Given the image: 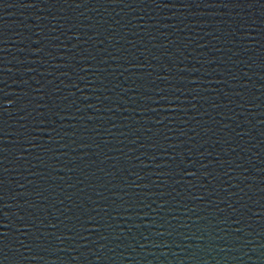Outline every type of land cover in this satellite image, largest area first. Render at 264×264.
I'll return each mask as SVG.
<instances>
[{
	"label": "water",
	"instance_id": "water-1",
	"mask_svg": "<svg viewBox=\"0 0 264 264\" xmlns=\"http://www.w3.org/2000/svg\"><path fill=\"white\" fill-rule=\"evenodd\" d=\"M0 264H264V0H0Z\"/></svg>",
	"mask_w": 264,
	"mask_h": 264
}]
</instances>
